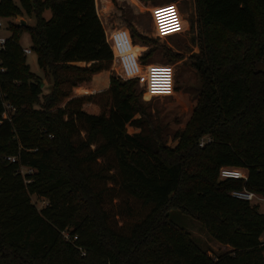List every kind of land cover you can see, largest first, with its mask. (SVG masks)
<instances>
[{
	"label": "trees",
	"instance_id": "trees-1",
	"mask_svg": "<svg viewBox=\"0 0 264 264\" xmlns=\"http://www.w3.org/2000/svg\"><path fill=\"white\" fill-rule=\"evenodd\" d=\"M193 3L200 93L170 145L137 77L111 71L96 0H0L1 16L35 17L11 21L0 49V264H264V211L232 194L245 185L264 195V0ZM24 30L43 75L20 43ZM162 46L167 63L186 56ZM104 71L105 88L76 91ZM223 165L245 168L248 179L221 177ZM114 190L126 197L125 216ZM172 208L230 249L209 253Z\"/></svg>",
	"mask_w": 264,
	"mask_h": 264
},
{
	"label": "rangeland",
	"instance_id": "rangeland-1",
	"mask_svg": "<svg viewBox=\"0 0 264 264\" xmlns=\"http://www.w3.org/2000/svg\"><path fill=\"white\" fill-rule=\"evenodd\" d=\"M20 4V0H14ZM97 11L105 26L107 38L114 50L115 65L112 70L118 76L123 78L136 77L143 73L147 65L160 63L172 65L174 69L173 87L170 92L151 94L147 90V83L138 81L142 90V98L149 104L155 122L161 123L168 136V143L173 145L176 140L172 138L173 133L182 129L190 118L194 109L198 95L200 93L201 80L196 70L191 54H196L199 48L195 38V11L193 0H98ZM172 9L171 12H165L157 16L159 10ZM50 9H45L44 15L49 17ZM24 18L28 24L35 23V17L25 14L24 16H1L0 35L8 36L11 31L9 24ZM193 22V24H192ZM131 24L138 31L147 34L155 39V42L146 43L139 37L132 35ZM20 43L23 47L30 45V33L27 30L22 32ZM168 46L173 51L184 52V59H178L173 62H165L166 49ZM155 46L147 62L142 60L144 52ZM28 61L33 71L43 75V70L37 62V54L33 51L28 53ZM168 57V56H167ZM135 59L137 61H131ZM111 71L100 72L93 76L90 82L83 83L76 91L78 93H91L105 88L109 83ZM49 82L44 80V91L48 90ZM98 84V86L96 85ZM85 107L89 111H97V106L86 103ZM130 132L138 130L133 125H128ZM84 135V132L81 133ZM28 168H23L27 171ZM114 198L113 207L117 211L124 212V205L121 199L126 197L119 194L117 190L111 193ZM32 199L38 207H41L45 201L43 197L32 194ZM135 207L134 211H138ZM260 209L264 211V201L261 202ZM171 217L179 224L190 230V233L196 242L208 249L212 255L230 249V246L215 240L203 227L202 223L183 213L178 208L170 210ZM125 216V213H123Z\"/></svg>",
	"mask_w": 264,
	"mask_h": 264
},
{
	"label": "built area",
	"instance_id": "built-area-1",
	"mask_svg": "<svg viewBox=\"0 0 264 264\" xmlns=\"http://www.w3.org/2000/svg\"><path fill=\"white\" fill-rule=\"evenodd\" d=\"M2 22L0 21V26ZM7 36L0 35V49L4 47ZM26 54L32 53L33 50L30 46L23 48ZM173 75L174 69L172 65L154 63L149 64L145 68L143 73H139L136 77L138 81L147 83V90L151 94L170 92L173 87ZM173 91V90H172ZM7 107H11L10 104H7ZM4 116L9 117L8 111L4 112ZM211 139L210 135H204L201 137L199 144L203 145L206 141ZM8 159L15 160V155H8ZM24 171V170H23ZM221 177H236L242 178L244 181L248 179V172L243 167L223 165L220 168ZM232 194L238 198L248 200L252 203H258L261 205V202L264 201V195L246 187L245 185L241 188H236L232 191ZM261 239L264 240V233L261 236Z\"/></svg>",
	"mask_w": 264,
	"mask_h": 264
},
{
	"label": "snow or ice",
	"instance_id": "snow-or-ice-1",
	"mask_svg": "<svg viewBox=\"0 0 264 264\" xmlns=\"http://www.w3.org/2000/svg\"><path fill=\"white\" fill-rule=\"evenodd\" d=\"M171 11H172V9L159 10V11L157 12V16L159 17V16H161L163 13H165V12H171Z\"/></svg>",
	"mask_w": 264,
	"mask_h": 264
},
{
	"label": "crops",
	"instance_id": "crops-1",
	"mask_svg": "<svg viewBox=\"0 0 264 264\" xmlns=\"http://www.w3.org/2000/svg\"><path fill=\"white\" fill-rule=\"evenodd\" d=\"M97 3H98V0H96V5H97ZM97 7H98V6H97ZM28 46H31V43H30V45H28ZM97 74H98V73H97ZM97 74H96V75H97ZM96 75H95L94 77H96ZM96 85L98 86V84H96ZM91 87L94 88V89H96V90H97V89L99 90L98 87H95V86H91Z\"/></svg>",
	"mask_w": 264,
	"mask_h": 264
},
{
	"label": "water",
	"instance_id": "water-1",
	"mask_svg": "<svg viewBox=\"0 0 264 264\" xmlns=\"http://www.w3.org/2000/svg\"><path fill=\"white\" fill-rule=\"evenodd\" d=\"M21 23L25 24L26 20L24 18L21 19Z\"/></svg>",
	"mask_w": 264,
	"mask_h": 264
}]
</instances>
